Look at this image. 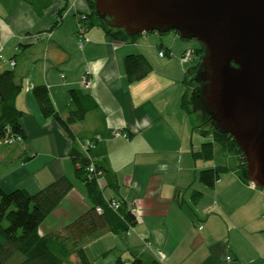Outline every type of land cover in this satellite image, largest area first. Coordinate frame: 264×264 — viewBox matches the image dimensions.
Returning <instances> with one entry per match:
<instances>
[{"label": "crops", "instance_id": "obj_1", "mask_svg": "<svg viewBox=\"0 0 264 264\" xmlns=\"http://www.w3.org/2000/svg\"><path fill=\"white\" fill-rule=\"evenodd\" d=\"M34 2L0 0V71L15 69L24 84L17 105L25 111L23 142H0V185L34 193L61 176L70 179L72 188L41 222L39 233L67 225L91 207L87 187L75 174L79 164L73 151L80 148L77 139L101 134L92 154L102 196L128 206L136 199L138 221L128 232H108L89 242L93 264L134 256L158 264H264L263 189L241 177L233 151L217 147L214 163L192 155L201 142H194L181 105L190 63L180 60L190 44L177 34L157 32L116 40L99 25L88 28L80 44L78 14L90 11L88 0ZM131 53L152 64L147 76L132 83L124 69ZM84 75L88 86L82 84ZM39 84L48 86L63 118L70 89L82 88L96 101L97 108L70 126L75 138L58 120L44 117L33 95ZM216 166L226 170L209 187L199 172Z\"/></svg>", "mask_w": 264, "mask_h": 264}, {"label": "trees", "instance_id": "obj_2", "mask_svg": "<svg viewBox=\"0 0 264 264\" xmlns=\"http://www.w3.org/2000/svg\"><path fill=\"white\" fill-rule=\"evenodd\" d=\"M27 1L35 4L34 0ZM88 4L90 11L86 13L85 21L87 29L99 25L108 36L122 41H133L142 34L131 36L123 28L109 26L97 15L95 0H88ZM62 11L63 9L59 10L60 15ZM173 31L179 35L178 31ZM163 50L166 53V50ZM194 52L195 57L188 66L187 77L184 80L185 90L181 105L187 114L198 113L201 122L195 129L201 136H211V139L202 142L198 148H192V155L196 160L211 161L215 158L217 147L227 152L233 151L241 161V177L248 180L243 151L232 135L216 129V122L205 108L202 95L203 82L196 80L205 53L204 44L200 42L199 46L194 48ZM124 69L128 82L132 83L147 76L152 71V64L143 54L131 53L124 58ZM23 87L24 84L17 78L14 68L0 71V142H3L8 129L11 134L22 135L23 139L25 137L20 123L25 111L17 105V97ZM33 95L44 117H53L58 120L72 138L75 137L70 126L84 120L87 113L98 106L88 91L72 88L69 90L71 102L68 114L63 118L46 84L34 86ZM95 135L87 141L77 139L80 148H75L73 151L74 162L76 165L79 164V167L75 168V174L85 183L92 205L69 224L44 235L39 233L41 222L59 206L63 197L73 186L66 176L57 178L34 193L22 188L5 191L0 185V264H9V259L17 251L24 255V259L17 264H73L71 256L76 257L75 264H93L86 247L89 242L108 232L115 234L128 232L130 227L137 224L138 215L131 211V206L120 200L122 202L120 212L113 211L107 206L102 196L97 178L89 177L87 167L92 161L97 171H100L96 158L92 154V150L96 147L89 148L86 152L81 144L92 141ZM100 141L96 142V146ZM224 170H226L225 166L202 169L199 172V179L205 185L213 187ZM97 206H102L103 211L98 212ZM107 252L102 253V256ZM115 264H158V262L156 260L148 262L134 256L129 261L118 258Z\"/></svg>", "mask_w": 264, "mask_h": 264}, {"label": "water", "instance_id": "obj_3", "mask_svg": "<svg viewBox=\"0 0 264 264\" xmlns=\"http://www.w3.org/2000/svg\"><path fill=\"white\" fill-rule=\"evenodd\" d=\"M97 15L134 36L176 30L205 46L196 80L218 130L236 140L264 188V0H95Z\"/></svg>", "mask_w": 264, "mask_h": 264}, {"label": "built area", "instance_id": "obj_4", "mask_svg": "<svg viewBox=\"0 0 264 264\" xmlns=\"http://www.w3.org/2000/svg\"><path fill=\"white\" fill-rule=\"evenodd\" d=\"M87 19V14L86 13H79L78 14V30H77V34L80 38V44L83 43L84 41V38H85V33L87 31V27L85 25V21ZM2 48H3V43L0 39V59L3 58V55H2ZM159 54L161 56H164L165 54V51L163 49L160 50ZM195 57V52H194V49H187L183 52V54L181 55L180 57V60L181 62L183 63H191L193 61ZM10 63L12 65L15 64V61L14 60H10ZM90 83V80L87 78L86 75H84L83 79H82V84L84 86H88ZM116 134H121L120 132H117ZM23 136L22 135H19V134H11L10 133V130L8 129L7 131V134L5 136V138L3 139V143L5 144H15V143H21L23 142ZM102 140V136L97 134L95 135L94 139L88 143H82L81 146L82 148L88 152V149L89 148H95L96 147V142L97 141H100ZM87 171H88V174H89V177L90 178H97L96 180L98 181V174L100 173V171H97V168H96V165L95 163L92 161L88 167H87ZM252 185L256 186L254 183L250 182ZM263 191H264V188H262ZM106 201V204L109 208H111L113 211L115 212H120V209H121V206H122V202L119 200V199H116V198H110V199H107L105 200ZM137 200L135 199L132 206H131V211L135 214L138 213V208H137ZM97 211L98 212H102L103 211V207L102 206H97ZM121 217H123L121 215ZM133 227H130L129 229H132Z\"/></svg>", "mask_w": 264, "mask_h": 264}, {"label": "rangeland", "instance_id": "obj_5", "mask_svg": "<svg viewBox=\"0 0 264 264\" xmlns=\"http://www.w3.org/2000/svg\"><path fill=\"white\" fill-rule=\"evenodd\" d=\"M153 33H155V32H149L147 35L153 34ZM157 33H159V32H157ZM167 33L170 34V35H176V32L173 31V30L167 31V32H162V33H159V34L160 35L161 34L164 35V34H167ZM156 35H158V34H156ZM180 39H182V41H185V42L189 43L190 44V47L189 48H191V49H194V48L198 47L199 44H200V42L198 40H196V39H184V38H180ZM171 93H173V91ZM171 96H173V94H171ZM188 117L190 119L189 120L190 124H192L193 125V128H194V142L197 144V142H201L202 143L204 141L210 140L211 139V136H205V137L204 136H201L199 134V132L195 129V127L201 122V119L198 116V113L193 112V113L189 114ZM214 161L215 160H212L211 162L214 163ZM5 224H7V223L5 222ZM120 254H122V253H120ZM23 259H24V255L21 252L17 251V252H15L11 256V258L8 261V263L9 264H17V263L21 262Z\"/></svg>", "mask_w": 264, "mask_h": 264}]
</instances>
